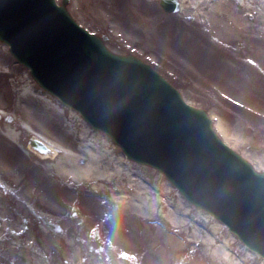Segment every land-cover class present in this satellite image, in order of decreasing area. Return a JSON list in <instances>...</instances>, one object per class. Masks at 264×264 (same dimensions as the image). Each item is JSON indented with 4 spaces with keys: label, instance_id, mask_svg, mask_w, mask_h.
<instances>
[{
    "label": "rangeland",
    "instance_id": "rangeland-1",
    "mask_svg": "<svg viewBox=\"0 0 264 264\" xmlns=\"http://www.w3.org/2000/svg\"><path fill=\"white\" fill-rule=\"evenodd\" d=\"M160 1L70 0L67 8L111 51L142 59L187 103L205 109L223 141L264 171V22L239 14L235 18L247 31H233L227 20L211 18V5L195 9L193 3L184 13L179 0V9L167 12ZM34 136L56 146L59 161L84 153L120 167L123 179L97 190L82 175L59 174L54 160L33 151ZM139 187L187 213L184 230L164 219L170 206L159 204L158 215L147 219L123 201V193L134 201ZM45 213L54 217L48 235L40 228ZM61 234L75 241L51 240ZM30 248L51 264H264V257L190 203L160 170L128 158L107 133L41 87L0 40V264H26L21 255ZM74 248L80 257L68 263Z\"/></svg>",
    "mask_w": 264,
    "mask_h": 264
},
{
    "label": "water",
    "instance_id": "water-1",
    "mask_svg": "<svg viewBox=\"0 0 264 264\" xmlns=\"http://www.w3.org/2000/svg\"><path fill=\"white\" fill-rule=\"evenodd\" d=\"M70 0H0V40L41 87L107 133L128 158L160 170L185 198L264 257V171L223 141L208 112L135 55L80 25ZM176 12L179 0H161ZM31 144L44 150V144Z\"/></svg>",
    "mask_w": 264,
    "mask_h": 264
},
{
    "label": "bare ground",
    "instance_id": "bare-ground-1",
    "mask_svg": "<svg viewBox=\"0 0 264 264\" xmlns=\"http://www.w3.org/2000/svg\"><path fill=\"white\" fill-rule=\"evenodd\" d=\"M183 1L184 4L182 5L181 11L184 13H188L190 11L189 9H191L193 3L195 5V9H199L198 6H201L205 3L207 4V7L208 5H211V9L208 10L209 13H212L211 18L216 19L215 17H221V19L227 20V24L231 25V29L233 31H247L246 28L248 25L246 24L242 26L241 23L235 18L236 16H240L239 14H242V18L248 17V19L254 23L264 22V0H215L212 4H210L209 2L213 0ZM254 2H257L260 7L255 8V6L253 5ZM142 25H144V28H147L149 26L148 19L144 20L142 22ZM212 26L215 27L216 23H212ZM259 30L264 31V27L260 28ZM222 31L226 30L222 28ZM13 138L16 137L13 136ZM32 139L41 141L45 146L44 150L33 148V151L36 152L42 159H46L48 161L54 160L58 164L57 169L59 174L66 173L73 178L82 175L85 179H88L90 183H93L95 189L97 190H105V187L110 182L117 179H123V173L119 169L120 167L114 168L112 165H105L103 163H100L98 159H87L84 153H75L70 157L69 162H62L58 160L59 149L56 146L50 145L43 138L38 136H34ZM40 165L41 164L36 163V168H38ZM130 166L131 165H128L129 168ZM42 169L45 172L47 170V167H42ZM129 184V187H133L136 185L134 178H130ZM133 196L134 201H131V199H126L128 197L126 194L123 193L121 195V197H123V201L135 206L139 214L144 216L145 218L152 219L156 215H158V205L163 204L164 207H172L171 211L165 213V215L163 216L164 219L168 221V223H170L175 229H181L182 231L187 226V213L182 212L179 206L173 207L172 203L169 200L163 198V196H154L149 191H144L143 187H139L138 193H134ZM48 209L51 210V208ZM53 218L54 217H50L46 213L43 214V220L46 222V224L42 223L40 228L47 235V226ZM58 221L61 220L58 219ZM51 240L61 241L66 245H72L73 241H75L74 238H72L68 234H61L60 236H58V238L51 236ZM13 250L14 248L12 249V251ZM26 251L27 252L21 255V260H25L26 264H51L41 258L40 252L37 249L32 250V248H30ZM73 252L75 253L74 257L69 258V256H67L66 262L71 263L76 258L80 257L78 248H74ZM11 253L15 256L13 252ZM31 254H34V257H31ZM221 256L225 257L229 262V253H226V251H224Z\"/></svg>",
    "mask_w": 264,
    "mask_h": 264
},
{
    "label": "flooded vegetation",
    "instance_id": "flooded-vegetation-1",
    "mask_svg": "<svg viewBox=\"0 0 264 264\" xmlns=\"http://www.w3.org/2000/svg\"><path fill=\"white\" fill-rule=\"evenodd\" d=\"M62 2H63V0H62Z\"/></svg>",
    "mask_w": 264,
    "mask_h": 264
}]
</instances>
